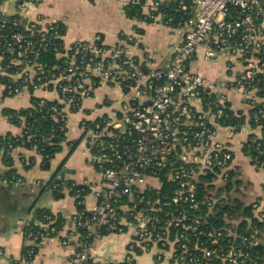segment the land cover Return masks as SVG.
I'll list each match as a JSON object with an SVG mask.
<instances>
[{"label": "built area", "instance_id": "1", "mask_svg": "<svg viewBox=\"0 0 264 264\" xmlns=\"http://www.w3.org/2000/svg\"><path fill=\"white\" fill-rule=\"evenodd\" d=\"M171 3L173 12L161 10ZM142 10L179 39L165 69L152 68L150 56L134 54L139 41L133 34H122L117 45L98 34L65 46L58 23L43 25L38 18L23 24L27 3H19L16 16L9 21L1 16L0 21L4 92L17 96L55 91L56 101L39 98V106L54 102L51 117L64 129L69 113L82 114L79 126L100 180L79 185L95 196L96 204L72 220L77 230L89 229L88 237L98 235L93 228L106 225L118 233L131 231L123 264H137L134 258L148 252L154 253L155 264H247L249 254L242 248L224 249V239L237 238L236 231L214 226L209 214L219 211L228 183L234 182L232 195L237 188L232 140L249 123L232 124L231 117L249 118L256 103L262 104L264 116V96L259 94L264 79V0H153ZM8 24L15 29L9 36ZM20 25L38 32L39 43L17 31ZM2 47L14 53L7 56ZM49 50L59 61L52 66L38 61L39 54ZM200 50L206 62H230L223 79H210L191 68ZM99 92L96 107L101 112L90 118L84 103L98 100ZM237 101L246 110L237 108ZM221 129L228 132V142L218 139ZM247 140L241 143L243 151ZM247 156L263 169L258 154ZM11 181L22 183L16 176ZM251 206L254 219L264 223L261 202ZM225 221L240 222L229 217ZM43 228L38 242L33 233L26 234L32 259L34 249L49 238L46 230L57 235L54 227ZM73 238L68 233L62 243L68 245ZM27 256L23 264L32 263ZM70 264H94L90 245L78 240Z\"/></svg>", "mask_w": 264, "mask_h": 264}, {"label": "crops", "instance_id": "2", "mask_svg": "<svg viewBox=\"0 0 264 264\" xmlns=\"http://www.w3.org/2000/svg\"><path fill=\"white\" fill-rule=\"evenodd\" d=\"M137 0H0V16L10 19L18 14L17 5L27 3V11L23 14L27 22L36 19L41 24L59 23L64 28L63 43L70 45L76 40H92L96 35H102L109 45H117L121 35H135L139 44L133 47L134 54L141 59L150 56L152 68L165 69L171 62V57L179 39L169 30L157 23H147L127 17L125 9L128 4ZM153 0H145L150 3ZM230 64L226 59L206 62L202 50L191 63V68L210 79L221 80ZM98 100H86L84 105L88 117L100 114L96 105ZM46 98L56 101L58 95L53 90H38L32 94L24 92L17 96H8L0 82V135L20 136L22 127L10 122L5 110H20L32 107V98ZM237 108L245 109L239 102ZM98 106V105H97ZM246 110V109H245ZM249 112V111H248ZM82 114L69 113L66 141L62 151L56 154L51 164V170L41 168L42 157L34 150L16 148L11 152L12 165L5 164L0 157V264H23L25 250L31 244L26 237L28 223L33 211L37 208L49 209L54 215L64 220L62 230L49 237L38 249L31 264H70L75 243L81 235L73 223V216L78 212L76 196L71 195L69 184L81 185L85 181L98 182L99 174L91 165L90 152L85 143L84 131L79 126ZM252 134L259 135L258 129L248 126L233 140V163L238 182L233 198H236L246 208L254 202H261L264 208V169L258 168L247 156L241 143ZM218 139L228 142V132L219 131ZM74 146V148H73ZM34 159L30 169H25V163ZM26 161V162H25ZM22 180V183L8 184L5 177L9 171ZM60 183L66 184L64 196L56 199L51 191L42 190L43 184L60 178ZM84 209H90L96 204L92 193L83 197ZM97 232L95 228L91 230ZM71 233L74 238L68 245L62 243L63 238ZM98 233V232H97ZM131 231L118 233L111 231L106 235H97L90 244V257L94 264H123L128 256V246ZM137 264H155L154 253H142L135 258ZM163 264H171L165 262Z\"/></svg>", "mask_w": 264, "mask_h": 264}, {"label": "trees", "instance_id": "3", "mask_svg": "<svg viewBox=\"0 0 264 264\" xmlns=\"http://www.w3.org/2000/svg\"><path fill=\"white\" fill-rule=\"evenodd\" d=\"M145 0H137L127 5L125 12L127 17L131 19H137L147 23H152V20L148 19L144 15L142 6ZM173 12L175 8V3H171L170 7L162 8L161 10L167 13ZM2 17L0 16V21ZM59 24V23H58ZM61 33L64 35V28L61 24ZM40 28V26H39ZM15 31L12 29L11 24H8V29L6 30V35L9 36ZM20 31L25 38H30L35 44L39 43V34L34 32L32 34L29 30H26V25H20L17 29ZM1 50L7 51V56L12 55L13 49H7L2 47ZM7 61V60H5ZM38 61L42 64L52 66L58 63V58L53 50L47 52H41L38 56ZM259 94L264 96V79H262L259 85ZM40 99L37 97L32 98V107L20 110H5V115L9 118L10 122L22 127L20 136L12 135H0V157L4 160L5 164L8 166L12 165L11 152L16 148H24L27 150H34L42 157L41 168L45 171L51 170V164L56 154L60 153L63 148V143L66 141L67 129L60 123H55L51 117L50 107L55 104L54 102H47L44 106H39ZM262 104L256 103L255 106L249 110V118L246 117H231L232 124L239 125L248 121L249 125L253 129H258L260 131L259 135L252 134L244 147L246 155L260 156V160L263 163L262 167L264 169V116L261 113ZM258 118L257 121H255ZM239 123V124H238ZM74 148V146H73ZM26 162V161H25ZM34 164V159L31 158L25 163V169H30ZM236 174H232L234 177ZM12 176H16L15 171L11 170L5 177V181L10 185L14 183L11 181ZM19 178V177H18ZM232 183H228L224 189L226 191V197L220 200L218 206L219 211L209 214V219L214 221V226L216 227H232L236 231L238 237L226 236L224 239V249L228 250L231 246L242 248L245 252L249 254V259L247 264H264V245L260 242L264 240V223L254 219L252 206L246 208L243 207L242 203L236 198H233L231 192ZM235 183L238 185L237 180ZM56 185V189L52 190L53 186ZM166 186L173 188L172 184L166 183ZM66 184L58 183L56 180H52L48 184L42 185V190L51 191L56 199H60L64 196L63 190ZM71 189V195L76 196V204L78 211L84 210L82 204L83 197L88 194L87 191L83 192L82 187L79 185L69 184ZM206 212V211H205ZM226 217L230 220H240L239 223H227L225 221ZM252 219V220H250ZM250 220V221H249ZM48 225L49 228L54 227L56 233L58 234L63 226L64 220L59 215H54L49 209L37 208L33 211L32 217L28 223L26 233L31 232L34 234L35 242L40 241L38 234L44 231L43 226ZM113 231L109 228V225L103 226L97 230L98 234L103 236ZM80 233L82 242L91 244L95 236L88 237L89 229L82 227L77 230ZM45 236L52 237L53 234L50 230L44 232ZM256 237V238H254ZM231 239V243L228 242ZM27 249L25 250V257L27 256ZM35 255L38 253V248L34 249ZM35 256H33L34 259ZM30 260L32 258L28 257ZM32 259V260H33ZM217 264H222L218 262Z\"/></svg>", "mask_w": 264, "mask_h": 264}, {"label": "water", "instance_id": "4", "mask_svg": "<svg viewBox=\"0 0 264 264\" xmlns=\"http://www.w3.org/2000/svg\"><path fill=\"white\" fill-rule=\"evenodd\" d=\"M6 20L9 21L10 19L8 18V19H6ZM26 23H27V20L24 19V20H23V24H26ZM64 174H65V172H62L61 175H60V178L57 179L56 182L60 183V182L62 181L63 177H64ZM261 244L264 245V240L261 242Z\"/></svg>", "mask_w": 264, "mask_h": 264}]
</instances>
